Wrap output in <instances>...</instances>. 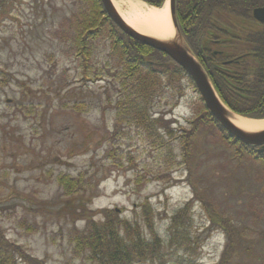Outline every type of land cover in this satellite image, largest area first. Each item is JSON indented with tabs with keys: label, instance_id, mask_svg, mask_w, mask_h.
<instances>
[{
	"label": "rangeland",
	"instance_id": "1",
	"mask_svg": "<svg viewBox=\"0 0 264 264\" xmlns=\"http://www.w3.org/2000/svg\"><path fill=\"white\" fill-rule=\"evenodd\" d=\"M79 2L0 0V228L6 238L45 264H91L71 241L90 218H71L63 208L66 198L55 180L65 174L82 179L84 189L73 199L97 223L104 220L99 212L108 209L144 230L141 206L148 204L165 252L171 251L172 216L189 204L181 221L188 241L185 251L176 252L188 264H215L226 243L223 229L210 224L205 201L241 235L228 264H260L264 164L239 154L207 126L193 133L186 157L171 144L172 164L165 161L167 147L154 148L135 127L114 137L115 112L105 100L117 88L110 83V51L101 47L84 69L53 37L60 22L81 8ZM178 86L175 107L164 88L152 108L153 117L165 112L175 135L192 129L199 101L188 79ZM167 166L169 178L157 179Z\"/></svg>",
	"mask_w": 264,
	"mask_h": 264
},
{
	"label": "trees",
	"instance_id": "2",
	"mask_svg": "<svg viewBox=\"0 0 264 264\" xmlns=\"http://www.w3.org/2000/svg\"><path fill=\"white\" fill-rule=\"evenodd\" d=\"M142 1L155 7L164 2ZM79 4L81 8L60 22L53 37L65 48L64 54L73 56L84 69L91 68V62L101 47L110 51L114 60V76L110 83L116 84L117 88L113 98L106 92L105 100L108 108L115 112L114 137L121 128L135 127L154 148L166 146L168 153L165 161L172 164L171 144L179 146L184 158L187 146L192 143L193 133L199 126H207L210 130L218 131L224 142L235 145L239 151L247 150L251 157L260 159L264 164V152L257 153L229 135L211 116L200 97L196 117L190 123L192 129L188 133L175 135L169 125L171 121L164 119L165 112L153 117L152 108L165 93L164 88L167 89L168 102L176 99L170 105L175 107L180 97L178 84L184 78L189 80L188 76L167 55L125 35L105 15L99 0H80ZM176 7L179 31L201 63L221 101L235 114L264 118V22L259 23L252 16L254 8L264 7V0H176ZM206 39L217 40L219 43L214 48L221 53L214 55L209 47L208 53H203L200 46ZM169 91L172 93L169 94ZM165 137L168 140L165 141ZM169 171V166L160 168L156 178H169ZM141 180V177H137L136 183H141ZM55 181L66 198L63 208L68 211L69 217L90 218L84 229L74 231L71 241L75 252L84 253L91 264H142L146 261L151 264L170 261L173 264H188L185 254L177 256L176 252L181 248L185 251L188 241L185 224L181 221L191 210L189 204L172 216L174 231L167 247L171 251L165 252L148 204L141 206L144 230L137 221L121 219L108 209L99 212L104 214V220L97 223L92 216H86L83 204L73 199L84 189L82 179L60 174ZM204 204L210 224L223 229L226 235V243L215 264H228L232 254L236 253L234 250L240 247L238 239L241 235H237L229 219L223 221L209 204L205 201ZM22 224L25 222L21 221ZM32 227L30 225L28 231H33ZM0 264L45 263L31 257L23 247L7 239L0 228ZM260 264H264V258Z\"/></svg>",
	"mask_w": 264,
	"mask_h": 264
},
{
	"label": "water",
	"instance_id": "3",
	"mask_svg": "<svg viewBox=\"0 0 264 264\" xmlns=\"http://www.w3.org/2000/svg\"><path fill=\"white\" fill-rule=\"evenodd\" d=\"M99 1L105 15L125 35L166 54L186 73L202 99L205 108L228 134L247 146H260L259 151L264 150V130L247 132L233 123L232 118L237 115L223 104L207 74L182 38L175 17V0H169L168 3L171 23L175 30L174 36L171 39H160L135 30L121 17L111 0ZM253 17L256 21L263 23L264 7L255 8L253 10Z\"/></svg>",
	"mask_w": 264,
	"mask_h": 264
},
{
	"label": "bare ground",
	"instance_id": "4",
	"mask_svg": "<svg viewBox=\"0 0 264 264\" xmlns=\"http://www.w3.org/2000/svg\"><path fill=\"white\" fill-rule=\"evenodd\" d=\"M123 19L135 30L160 39H171L174 28L168 10V0L161 7L149 6L140 0H111ZM233 123L247 132L264 130V119L234 116Z\"/></svg>",
	"mask_w": 264,
	"mask_h": 264
},
{
	"label": "flooded vegetation",
	"instance_id": "5",
	"mask_svg": "<svg viewBox=\"0 0 264 264\" xmlns=\"http://www.w3.org/2000/svg\"><path fill=\"white\" fill-rule=\"evenodd\" d=\"M177 10V7L175 8ZM177 14V12H176ZM219 42L217 40H209L206 39L202 46H200V49L203 53H208V47L211 48V53L216 55L218 53H221L220 50H217L214 48V45H217ZM257 150V149H256Z\"/></svg>",
	"mask_w": 264,
	"mask_h": 264
}]
</instances>
